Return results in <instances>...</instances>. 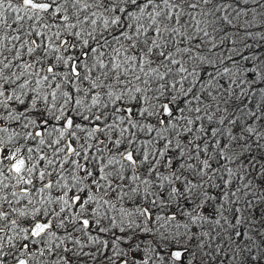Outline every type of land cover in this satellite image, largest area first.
<instances>
[{
  "label": "snow or ice",
  "instance_id": "6c2138e0",
  "mask_svg": "<svg viewBox=\"0 0 264 264\" xmlns=\"http://www.w3.org/2000/svg\"><path fill=\"white\" fill-rule=\"evenodd\" d=\"M258 41L264 0H0V264H264Z\"/></svg>",
  "mask_w": 264,
  "mask_h": 264
},
{
  "label": "trees",
  "instance_id": "16d2710c",
  "mask_svg": "<svg viewBox=\"0 0 264 264\" xmlns=\"http://www.w3.org/2000/svg\"><path fill=\"white\" fill-rule=\"evenodd\" d=\"M249 43H252V41H249ZM254 50L257 51L260 55L264 56V41L256 42L254 44Z\"/></svg>",
  "mask_w": 264,
  "mask_h": 264
}]
</instances>
